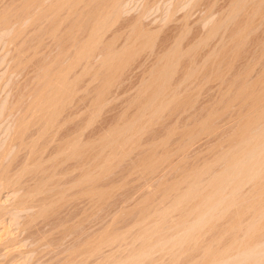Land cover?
<instances>
[{
    "label": "rangeland",
    "instance_id": "obj_1",
    "mask_svg": "<svg viewBox=\"0 0 264 264\" xmlns=\"http://www.w3.org/2000/svg\"><path fill=\"white\" fill-rule=\"evenodd\" d=\"M52 1L57 0H48L46 4ZM105 1L82 0L81 4L77 1L80 9L75 4L70 12L75 13L74 8H77L75 15L80 14V18L70 13L71 19L61 24L57 19H61V14L68 12L69 7L64 9L65 12L59 11L56 22H52L58 27L51 23L46 25L49 29L60 26L51 39L45 34L46 26L40 35L35 31L41 30L33 23L34 9L24 7L25 0H0V11L7 9L9 15L16 11L12 14L17 16L12 20L19 16L26 21L20 19L25 25V36L21 34L13 45L6 41L15 32V24L6 30L0 29V205L3 204L0 211V264H69L71 260L74 261L71 264H227L238 259L242 252L264 243V0H122L116 12L121 16H113L114 22L105 25L103 31L106 32L102 31L100 38H103L93 53L96 57L85 58L78 65L80 68L75 69V72L80 69V73L82 67H87L77 81L75 96L67 101L66 112L63 110L58 120L62 122L69 117L68 122L56 135L48 134L40 139L37 126H32L26 130L27 135L17 137V125L27 116L23 113L32 101L31 93L37 90L41 81L38 79H42L40 68L46 64V59L42 58L45 49L48 50L46 56L50 52L47 61L53 55L57 59L66 54L62 46H66V50L71 47L67 46L72 43L71 38H67L71 35L65 34L70 23L76 21L74 16L79 18L78 23L84 20L81 25L85 28L77 26L81 31L85 30L83 35L79 34L78 27L71 23L76 27L75 31L69 30L72 40L76 33L82 35L83 40L87 39L89 33L86 32L91 30L94 15L102 12L100 8ZM21 8L27 9L28 12L24 10L28 14ZM138 29H141L140 34L143 31L151 33L147 38L142 36V40L136 36ZM62 32L65 33L63 36ZM38 35L45 37L41 42H45V46H39L45 49L42 48L40 54L37 48L39 55L31 59L35 53L31 45L37 43ZM66 38L71 43H65ZM21 43L29 45L26 50L30 53L25 51L26 46L23 47L22 54L28 59H20H24L26 65L12 71L10 67L18 56V52H13ZM105 53H112L114 59L107 62ZM67 56L63 61L70 57ZM164 62L168 68L166 77L160 71ZM75 72L70 75L72 78L76 77ZM28 84L32 87L29 85L28 88ZM151 97L154 99L152 104ZM71 135L85 145L81 143L84 146L82 153L86 155L79 157L80 161L74 155L68 157L59 151L62 144L67 145L66 139H72ZM89 155L96 156L97 178L95 182L78 184L80 174L92 166ZM33 160H38L35 161L37 164ZM82 160L86 166L90 161L87 169ZM45 171L46 174L42 173ZM221 177H224L223 181ZM3 178L10 180L9 185ZM42 182L46 183L40 187ZM37 185L40 188L46 185L44 192L41 190L43 193L37 191ZM91 186L93 193L97 190L96 196L86 193ZM30 190L39 194H31ZM61 193L64 198L59 200ZM45 199L48 203L52 201L50 208L37 217L41 203H47ZM205 211L207 213H203ZM81 250L85 253L81 254Z\"/></svg>",
    "mask_w": 264,
    "mask_h": 264
},
{
    "label": "bare ground",
    "instance_id": "obj_2",
    "mask_svg": "<svg viewBox=\"0 0 264 264\" xmlns=\"http://www.w3.org/2000/svg\"><path fill=\"white\" fill-rule=\"evenodd\" d=\"M47 1L48 0H25V2H24V7L25 8H27L26 6H31L34 10H32L33 11V16L34 17H36V18H34V24H35V26L37 25L38 27H37V29L39 28L40 30L42 29V28H44L47 24H49V23H51L52 24V22H56L55 20H56V18L55 17H57L58 15H59V11H64V9H67L68 7H69V11L68 12H63L64 14H65V16H64V14H61V19H60V17H59V19H57L58 21H59V23L61 24V22H63V23H65L64 21H67V20H70L71 19V16H70V13L71 14H77L76 13V9L74 8V10H75V13H72V12H70L71 11V9L73 8V6L75 7V4H77V1H78V4H81V3H79V2H81V1H79V0H57V1H55V2H50V4H46L47 3ZM122 0H106L105 1V3H104V5L100 8V10H102V12L101 13H99V15H94L95 16V18L93 19V23H91L90 21H88L89 23H91L92 24V27L90 26V28H91V30H89V32H86V33H89V34H87L88 35V37H87V39L85 38L84 40L82 39V35H83V32H84V30H80V28L79 27H81V29H83V28H85V25L83 24V27H82V22L84 21H82V19L80 20V21H82V22H80V23H78V21H77V19L79 20V18H80V16H78V15H80V14H78V15H75V16H78V17H76L75 18V16L73 17L76 21H74V22H71L72 20H73V18H72V20L71 21H69V22H71V23H74V25L75 26H77L78 28L77 29H79V30H77V33H78V31H79V34L80 33H82V37L81 36H78V34L76 33V36L73 38V40H72V34L70 33V31L71 30H74V28H76L74 25H71V23H70V26L68 27V31H66V34L65 33H63V34H61V36H63L64 34L66 35V36H68V35H71V36H68L67 38H71L70 39V41L72 42H70L69 41V39H67L68 41H66L65 42V40H63V41H61V42H65V43H68V42H70L71 44H67V46L69 47V46H71L70 48H68L67 50H66V48L64 47V46H62V44H60L61 46H62V49H65L64 51H66L65 53L68 55L71 51H73V52H71L70 54L72 55V56H70V54H69V56H67L66 54H63V51L61 52L62 54H63V58L61 57V56H59V57H61V58H57L56 59V56L54 57V55H53V58L48 62L47 61V59H49V55H50V52H49V55H47L46 56V52L48 51V50H46L44 47H39L40 45L42 46L44 43H42L41 44V42L42 41H44L43 40V38H45L44 36L42 37V35H41V37L39 36L40 34H42V33H44V29L46 28L47 29V31L45 32V34H47L51 39H52V36H53V38H54V34L56 35V31L60 28V26H59V28H54V27H56L58 24H55L54 25V23L52 24V25H50V27H53V28H47V27H49V25L48 26H46L43 30H41L40 32L38 31V30H35L36 32H38L39 33V37L37 38V40L38 41H36V39L33 41V42H37L36 44H33V45H31V48L32 49H34L33 50V52H35L34 54H32L30 57H31V59H32V57H34V56H36L39 52H40V50L42 49V48H44L45 49V51H44V53H45V55L43 56L42 55V58L44 57L45 59H46V64H44V65H42L41 66V71L43 72V74H42V76L40 75V78H42V79H38V80H41L40 81V83H39V85H40V87H39V85H38V87H37V90H35V91H33L32 92V90H31V92L33 93H31V95H33L32 96V98H31V96H30V98H31V102L30 103H28L26 106V110L24 111V115H26L27 114V116H28V118H27V116L26 117H24L22 120H20L19 118V124L17 125L18 126V132H15V133H17V137H21L22 138V135L24 134V133H26V130H28L29 128H31L32 126H37V128H38V130H37V134H38V138H40L41 139V137H44V136H46V135H48L49 134V136L50 135H56L57 134V132H58V130H60L61 129V127L66 123V121L68 122V118L69 117H67L66 119L64 118V120L62 121V122H59L58 120H59V117H60V115L63 113L62 111L64 110V106L66 105V103H67V101H69L70 99H71V97L74 95V92L76 93V87L78 86V84L79 83H77V81H78V79H79V77L80 76H83L82 75V73H85V72H83L84 71V69H86L85 67H82L81 69H83L82 71H80V73H81V75H79V76H77L78 74H80L78 71L80 70H78V71H76V72H78V74L75 72V69L77 68V67H79L80 68V66H78L79 64H81L82 62H83V60H85V58L86 59H88V57H90V56H95L93 53L95 52V50L99 47L98 46V43H99V41H100V39L102 40V38L103 37H101L100 38V36H102L101 35V33H102V31L105 29V25L107 24V22H110V21H112V22H114V19L112 20L111 18L113 17V18H115V17H117V16H119V15H116L117 13H118V8H120L121 6V2ZM242 1V0H241ZM26 3V4H25ZM242 3V2H241ZM20 4H21V2H20ZM19 4V5H20ZM78 4L76 5V7H78L79 9H80V7L78 6ZM96 4V3H95ZM243 4V3H242ZM245 4V3H244ZM12 5V4H11ZM87 5V4H86ZM89 5V4H88ZM236 5V4H235ZM99 6H100V4H99ZM20 7V6H19ZM124 7V6H123ZM5 8V7H4ZM13 8V7H12ZM25 8H21L22 10L21 11H23ZM83 8V7H82ZM81 8V9H82ZM233 8H237V7H233ZM18 9V8H17ZM99 9V8H98ZM1 10V9H0ZM10 11H11V9H9ZM13 10H16V9H13ZM19 10V9H18ZM26 11H27V9H25ZM24 10V11H25ZM29 10V9H28ZM73 10V9H72ZM89 10H90V8H89ZM25 11V12H26ZM78 11V10H77ZM81 11V10H80ZM91 11H92V9H91ZM235 11V10H234ZM0 12H3L2 13V15H1V17H0V29L1 28H5V30L6 29H8L10 26L12 27L14 24V28H16L15 29V32L12 34V36H11V34H10V39H8L6 42H8V45H10V44H15V41L21 36V34L22 35H24L25 36V34H23V30H24V28H25V25H24V21H25V18H24V20L23 19H21V18H23V17H20V19L21 20H23V22L19 19V16H18V18L15 20H12L13 18H14V16H13V14L12 13H15V12H12L10 15H9V11L7 12V9H6V11H0ZM25 12H23V13H25ZM28 12V11H27ZM26 12V14H28ZM30 12V11H29ZM74 12V11H73ZM117 12V13H116ZM50 13V14H49ZM78 13H79V11H78ZM88 13V12H87ZM93 13V12H92ZM16 14V13H15ZM18 14H19V11H18ZM21 14V13H20ZM19 14V15H20ZM30 14V13H29ZM231 14H233V13H231ZM36 15V16H35ZM63 15V16H62ZM87 15V14H86ZM91 15V14H90ZM116 15V16H115ZM143 15V14H142ZM11 16H13V17H11ZM17 16V15H16ZM15 16V17H16ZM22 16H23V14H22ZM54 16V17H53ZM92 16V15H91ZM121 16V15H120ZM188 16V15H187ZM236 16V15H235ZM29 17V16H28ZM53 17V18H52ZM142 17V16H141ZM185 17V16H184ZM230 17V16H229ZM233 17V16H232ZM69 18V19H68ZM84 18H86V17H83V19ZM91 18V17H90ZM118 18V17H117ZM116 18V19H117ZM67 19V20H66ZM111 19V20H110ZM88 20V19H87ZM11 22H13V23H11ZM26 22V21H25ZM69 22H66V23H69ZM75 22H77V24L75 23ZM141 22V21H140ZM23 23V24H22ZM32 23V22H31ZM111 23V22H110ZM138 23V22H137ZM222 23V22H221ZM223 23H225V22H223ZM13 24V25H12ZM17 24L19 25V26H17ZM26 24V23H25ZM80 24V25H79ZM136 24V23H135ZM134 24V25H135ZM249 24V23H248ZM86 25H87V23H86ZM111 25V24H110ZM145 25V24H144ZM224 25V24H223ZM243 25V24H242ZM16 26V27H15ZM33 26V25H32ZM34 26V27H35ZM61 26H63V25H61ZM88 26V25H87ZM139 26V25H138ZM141 26V25H140ZM139 26V27H140ZM217 26V25H216ZM58 27V26H57ZM108 27H109V25H108ZM220 27H221V25H220ZM246 27H248V26H246ZM86 28H88V27H86ZM138 28V27H137ZM142 28V27H141ZM218 28V27H217ZM245 28V27H244ZM36 29V28H35ZM64 29V28H63ZM66 29V28H65ZM64 29V30H65ZM71 29V30H70ZM135 29V28H134ZM241 29V28H240ZM4 30V31H5ZM26 30V29H25ZM67 30V29H66ZM70 30V31H69ZM108 30V29H107ZM141 30V29H140ZM139 29H138V31H139V34H136V36H139L141 39H142V36L143 37H148L149 35H148V33L150 32V31H146V33H145V31H143V33H141L140 34V31ZM243 30V29H242ZM245 30V29H244ZM2 31V30H1ZM27 31V30H26ZM26 31H24V32H26ZM63 31V30H62ZM75 31V30H74ZM74 31H73V33H74ZM217 31V30H216ZM29 33L31 32V31H28ZM58 32V31H57ZM65 32V31H64ZM72 32V31H71ZM104 33L106 32V31H103ZM157 32V31H156ZM155 32V33H156ZM236 32V31H235ZM242 32V31H241ZM11 33V32H10ZM37 33V34H38ZM60 33H61V31H60ZM69 33V34H68ZM138 33V32H137ZM151 33V32H150ZM155 33H152V34H155ZM7 34V33H6ZM103 34V33H102ZM241 34V33H240ZM73 35H75V33L73 34ZM86 34H85V36H87ZM134 35H135V33H134ZM148 35V36H147ZM157 35V34H156ZM1 36V35H0ZM31 36V35H30ZM46 36V35H45ZM60 36V37H61ZM155 36V35H154ZM246 36V35H245ZM29 37V36H28ZM35 37V36H34ZM47 37V36H46ZM48 37V38H49ZM56 37V36H55ZM78 37H81V39L80 38H78ZM118 37V36H117ZM132 37V36H131ZM152 37V36H151ZM25 38V37H24ZM58 38V37H57ZM56 38V39H57ZM64 39H65V37H63ZM78 38V39H77ZM84 38V37H83ZM134 38V37H133ZM136 38V37H135ZM139 38V39H140ZM150 38V37H149ZM148 38V39H149ZM239 38V37H238ZM33 39V38H32ZM50 39V40H51ZM62 39V38H61ZM138 39V40H139ZM154 39V38H153ZM152 39V40H153ZM19 40V39H18ZM46 40V39H45ZM49 40V39H48ZM58 40V39H57ZM60 40V39H59ZM112 40V39H111ZM126 40V39H125ZM136 40V39H135ZM143 40V39H142ZM142 40H141V42H142ZM146 40V39H145ZM144 40V41H145ZM156 40V39H155ZM25 40H23V42H24ZM31 41V40H30ZM47 41V40H46ZM52 41H54V40H52ZM114 41H116V40H113V42ZM128 41V40H127ZM137 41V40H136ZM150 41V40H149ZM20 42H22V40L20 41ZM49 42V41H48ZM47 42V43H48ZM56 42V41H55ZM57 42H60V41H57ZM102 42V41H101ZM107 42V41H106ZM145 42H147V41H145ZM175 42V41H174ZM51 43V42H50ZM54 43V42H53ZM103 43V42H102ZM109 43V42H108ZM107 43V44H108ZM130 43H131V41H130ZM151 43V42H150ZM150 43H147V44H150ZM238 43V42H237ZM55 44V43H54ZM57 44V43H56ZM111 44V43H110ZM136 43H134V45H135ZM144 43H142V45H143ZM152 45L154 44V42H152L151 43ZM175 44V43H174ZM180 44V43H179ZM3 45V44H2ZM6 45V44H5ZM17 45V44H16ZM58 45L59 44H57V45H55V46H57L58 47ZM106 45V44H105ZM109 45V44H108ZM107 45V46H108ZM130 45H132V43L130 44ZM146 45V44H145ZM144 45V46H145ZM195 45V44H194ZM235 45V44H234ZM26 45H24L23 46V44L21 43V45H18V47L16 48L15 47V49H14V52L13 53H15V51H16V53L18 52V56L16 55L15 57L16 58H14L15 60H16V63H14V65H12L10 68H11V70L14 68L15 70L16 69H18V68H15V67H19L20 65H22L23 64V60H21L20 58H24V57H27V56H24L23 54V52H24V48L23 47H25ZM29 46V45H28ZM28 46H26L25 47V51L27 52V50H26V48L28 47ZM43 46H45V44L43 45ZM46 46L48 47V48H51V47H49L50 46V44L48 45V44H46ZM115 46V45H114ZM129 46V45H128ZM138 46H139V44H138ZM171 46V45H170ZM181 46V45H180ZM179 46V47H180ZM52 47H53V45H52ZM64 47V48H63ZM102 47V46H101ZM127 47V46H126ZM131 46H129V48H130ZM140 47V46H139ZM198 47V46H197ZM238 47V46H237ZM30 48V47H29ZM37 48H38V51H37ZM40 48V49H39ZM73 48V49H72ZM104 48V47H103ZM109 48H110V46H109ZM168 48V47H167ZM172 48V47H171ZM181 48V47H180ZM59 49H60V47H59ZM106 49V48H105ZM111 49V48H110ZM113 49V48H112ZM123 49H125V47L123 48ZM132 49V48H131ZM130 49V50H131ZM138 49V48H137ZM175 49H177V48H175ZM179 49V48H178ZM196 49V48H195ZM31 50V49H30ZM50 50V49H49ZM71 50V51H70ZM101 50V49H100ZM108 50V49H107ZM106 50V51H107ZM121 50H122V48H121ZM126 50H129V49H126ZM134 50V49H133ZM140 50V49H139ZM42 51V50H41ZM57 51V50H56ZM59 51V50H58ZM70 51V52H69ZM115 51H117L118 52V50H115ZM114 51V52H115ZM174 52H176L175 50H173ZM29 52V51H28ZM27 52V53H28ZM32 52V51H31ZM32 52V53H33ZM51 52H52V50H51ZM97 52V51H96ZM101 52V51H100ZM107 52H109V50L107 51ZM113 52V51H112ZM131 52V51H130ZM136 52H137V50H136ZM135 52V53H136ZM139 52V51H138ZM142 52V51H141ZM169 52V51H168ZM178 52V51H177ZM181 52V51H180ZM7 53V52H6ZM23 53V54H22ZM30 53V52H29ZM48 53V52H47ZM57 54H61V53H59V52H56ZM120 53H121V51H120ZM125 53H126V51H125ZM129 53V52H128ZM127 53V54H128ZM215 53V52H214ZM26 54V53H25ZM40 54H41V52H40ZM43 54V53H42ZM55 54V53H54ZM61 54V55H62ZM106 55H104L105 56V58H106V61L108 62L109 60H110V62H111V60L112 59H114L113 57H112V53L110 54V53H105ZM122 54V53H121ZM133 54V53H132ZM166 54V53H165ZM172 54V53H171ZM170 54V55H171ZM39 55V54H38ZM52 55V54H51ZM56 55V54H55ZM97 55V54H96ZM117 55V54H116ZM115 55V56H116ZM120 55V54H119ZM134 55V54H133ZM172 55H175V53L174 54H172ZM178 55H179V53H178ZM191 55V54H190ZM46 56V57H45ZM64 56H67V57H69V58H67L66 59V57H65V60L63 61V59H64ZM92 56V57H93ZM104 56H102V57H104ZM176 56V55H175ZM91 57V58H92ZM96 57V56H95ZM99 57V56H98ZM118 57V56H117ZM128 57V56H127ZM126 57V58H127ZM159 57H161V56H159ZM168 57H169V55H168ZM180 57V56H179ZM18 58V59H17ZM119 58V57H118ZM121 58V57H120ZM13 59V60H14ZM26 59V58H25ZM27 59H28V57H27ZM30 59V58H29ZM39 59V58H38ZM59 59H61L62 60V62L59 60ZM93 59V58H92ZM91 59V60H92ZM160 59V58H159ZM172 59V58H171ZM177 59V58H176ZM180 59V58H179ZM179 59H177V60H179ZM6 60V59H5ZM15 60H14V62H15ZM35 60V59H34ZM43 60V59H42ZM90 60V59H89ZM95 60V59H94ZM96 60H97V58H96ZM102 60H104V59H102ZM118 60V59H117ZM175 60V59H174ZM4 61V60H3ZM28 61V60H27ZM26 61V63L28 64V62L30 61H28L27 62ZM161 61V60H160ZM8 62V61H7ZM32 62V61H31ZM45 62V61H44ZM84 62H86V61H84ZM129 62V61H128ZM173 62V61H172ZM171 62V63H172ZM175 62V61H174ZM177 62V61H176ZM175 62V63H176ZM191 62V61H190ZM25 63V62H24ZM30 63V62H29ZM35 63V62H34ZM93 63V62H92ZM105 63V62H104ZM162 63V62H161ZM13 64V63H12ZM90 64V63H89ZM88 64V65H89ZM94 64V63H93ZM109 64H111V63H109ZM108 64V65H109ZM115 65H116V63H114ZM119 64V63H118ZM117 64V65H118ZM164 65L166 64L165 62L163 63ZM24 66L26 65V64H23ZM86 65V64H85ZM92 65V64H91ZM112 65V64H111ZM82 66V65H81ZM99 66V65H98ZM107 66V65H106ZM160 66H162L163 68H161L162 70H160L161 71V73H164L163 75L165 76V71L167 70L168 71V68H167V65H165V66H163V65H160ZM173 66V65H172ZM29 67V66H28ZM91 67V66H90ZM90 67H88V68H90ZM96 67V66H95ZM109 67H111L110 65H109ZM113 67V66H112ZM116 67H118V66H116ZM115 67V68H116ZM120 67V66H119ZM175 67V66H174ZM19 68H21V66L19 67ZM99 68V67H98ZM123 68V67H122ZM190 68H192V67H190ZM94 69V68H93ZM97 69V68H96ZM112 69V68H111ZM110 69V70H111ZM189 69V68H188ZM77 70V69H76ZM116 70H117V68H116ZM120 70V69H119ZM157 70V69H156ZM171 70H173V68L171 69ZM13 71V70H12ZM17 71V70H16ZM90 72H91V68H90V70H89ZM99 71V69L96 71V73ZM193 71V70H192ZM10 72V71H9ZM72 72H75V75H76V77L75 78H72L73 76H70L71 74H73ZM88 72V69H87V71H86V73ZM112 72V71H111ZM158 72V71H157ZM186 72H187V70H186ZM188 72H189V70H188ZM191 72V71H190ZM189 72V73H190ZM101 73V72H100ZM114 73V72H113ZM155 73V72H154ZM193 73V72H192ZM88 74V73H87ZM93 74H95V73H93ZM158 74H159V72H158ZM168 74H169V72H168ZM92 75V74H91ZM167 75V74H166ZM170 75H171V73H170ZM155 76H156V74H155ZM159 76H161V75H159ZM163 77V76H162ZM166 77V76H165ZM171 77V76H170ZM187 77V76H186ZM190 77V76H189ZM36 78V77H35ZM34 78V79H35ZM158 77H156V79H157ZM168 78V77H167ZM170 79V78H169ZM187 79H188V77H187ZM155 80V79H154ZM159 80H161V79H159ZM167 80V79H166ZM165 80V81H166ZM35 81V80H34ZM164 81V80H163ZM172 81V80H171ZM12 82V81H11ZM145 82V81H144ZM151 82H152V79H151ZM155 82H156V80H155ZM168 82V81H167ZM166 82V83H167ZM170 82V81H169ZM30 83V82H29ZM81 83V82H80ZM153 83V82H152ZM158 83H159V81H158ZM160 83H162V82H160ZM174 83V82H173ZM33 84V83H32ZM155 84V83H154ZM170 84V83H169ZM242 84V83H241ZM30 84H28V86H29ZM147 85V84H146ZM31 87H32V85H30ZM30 86L28 87V88H30ZM34 86V85H33ZM151 86V85H150ZM164 86V85H163ZM169 86V85H168ZM171 86H173V85H171ZM160 87H162V86H160ZM153 88V87H152ZM176 88V87H175ZM145 89V88H144ZM168 89V88H167ZM154 90H155V88H154ZM175 90V89H174ZM243 90V89H242ZM79 91V90H78ZM156 91V90H155ZM165 91V90H164ZM162 92V91H161ZM80 93V92H79ZM157 93V92H156ZM155 93V94H156ZM177 93V92H176ZM264 93V92H263ZM22 94V93H21ZM26 94V93H25ZM29 94H30V92H29ZM78 94V93H77ZM152 94V93H151ZM150 94V95H151ZM165 94V93H164ZM149 95V94H148ZM245 95V94H244ZM257 95V94H256ZM75 96V95H74ZM78 96V95H77ZM159 96V95H158ZM165 96H167V95H165ZM171 96H173V95H171ZM175 97V96H174ZM244 97V96H243ZM28 98H29V96H28ZM242 98V97H241ZM264 98V97H263ZM75 99V98H74ZM79 99V98H78ZM148 99V98H147ZM159 99V98H158ZM160 99H161V95H160ZM255 99V98H254ZM253 99V100H254ZM257 100H255V101H258V99L259 98H256ZM30 100V99H29ZM148 100H150V99H148ZM152 100H154V99H152V97H151V104H152ZM163 100H164V98H163ZM169 100V99H168ZM158 101V100H157ZM160 101V100H159ZM165 101V100H164ZM163 101V102H164ZM167 101V100H166ZM170 101H171V99H170ZM255 101H253V103L255 102ZM6 102V101H5ZM156 102V101H155ZM174 102H175V100H174ZM262 102V101H261ZM69 103V102H68ZM70 103H73L72 101L70 102ZM150 103V102H149ZM171 103V102H170ZM258 103V102H257ZM4 104V103H3ZM147 104V103H146ZM161 104V103H160ZM161 105H163V104H161ZM254 105V104H253ZM260 105H262V104H260ZM70 106V105H69ZM78 106V105H77ZM147 106V105H146ZM253 107V106H252ZM255 107V106H254ZM79 108V107H78ZM258 108V107H257ZM77 109V108H76ZM255 109V108H254ZM254 109H252V110H254ZM255 110H257V109H255ZM258 110H260V109H258ZM262 110H263V108H262ZM65 111V110H64ZM70 111V110H69ZM264 111V110H263ZM66 112V111H65ZM255 112V114L257 113L256 111H254ZM258 112H260V111H258ZM73 113V112H72ZM22 114V115H23ZM69 114V113H68ZM77 114H80V113H77ZM262 114V113H261ZM260 114V115H261ZM264 114V113H263ZM3 115V114H2ZM11 115V114H10ZM64 115V114H63ZM257 115H258V113H257ZM260 115H259V117H260ZM66 116V115H65ZM69 116V115H68ZM251 116V115H250ZM262 116H264V115H262ZM62 117V116H61ZM253 117V116H252ZM71 118V117H70ZM255 118V117H254ZM253 118V119H254ZM257 118V117H256ZM258 119V118H257ZM260 119V118H259ZM73 120V119H72ZM75 120V119H74ZM250 120V119H249ZM18 121V120H17ZM69 121H71V120H69ZM250 121H252L253 122V120H250ZM263 121H264V119H263ZM204 122V121H203ZM255 122V121H254ZM80 123V122H79ZM207 123V122H206ZM251 123V122H250ZM249 123V125H251ZM73 124V123H72ZM248 124V123H247ZM246 124V125H247ZM16 125V124H15ZM248 125V126H249ZM79 126V125H78ZM204 127V126H203ZM76 128V127H75ZM79 129V128H78ZM77 129V130H78ZM82 129H84V128H82ZM124 129V128H123ZM62 130H63V128H62ZM61 130V132H63ZM29 131V130H28ZM52 131V132H51ZM81 131V130H80ZM51 132V133H50ZM76 134L78 133V132H76V131H74ZM73 132V133H74ZM12 133V132H11ZM19 133V134H18ZM32 133V132H31ZM59 133V132H58ZM12 134H14V133H12ZM71 134V133H70ZM75 134V135H76ZM246 134V133H245ZM244 134V135H245ZM263 134V133H262ZM26 135H27V133H26ZM33 135V134H32ZM35 135V134H34ZM65 135V134H64ZM247 135V134H246ZM16 136V135H15ZM77 136V135H76ZM72 137V135H71V140H70V138H68L69 137V134H68V140L69 141H67V139H66V141H65V143L67 144L66 146H65V144H62V146H63V148L62 147H60V145H59V147L61 148H59L60 150V153H62L63 155L64 154H66L68 157H70V156H72V155H74L76 158H79V157H83V156H85V155H83V153H82V151L84 150L83 148H84V144L82 143V141L80 142L79 140V138L78 137ZM262 136V135H261ZM16 137V139L18 140V138ZM29 137V136H28ZM241 137H242V135H241ZM251 137V136H250ZM249 137V138H250ZM255 137V136H254ZM27 138V137H26ZM36 138V137H35ZM53 138V137H52ZM28 139V138H27ZM48 139H49V137H48ZM54 139V138H53ZM258 139V138H257ZM12 140V139H11ZM242 140V139H241ZM251 140V139H250ZM249 140V141H250ZM21 141H23V139L21 140ZM49 141H51V140H49ZM53 141V140H52ZM63 141V140H62ZM95 141V140H94ZM244 141V140H243ZM257 141V140H256ZM31 142V141H30ZM54 142V141H53ZM84 142V141H83ZM13 143V142H12ZM16 143V142H15ZM21 143V142H20ZM25 143V142H24ZM34 143V142H33ZM40 143V142H39ZM84 145H82V144ZM244 143V142H243ZM248 143V142H247ZM252 143H254V142H252ZM257 143V142H256ZM26 144V143H25ZM28 144H30V143H28ZM59 144V143H58ZM61 144V143H60ZM262 144V143H261ZM260 144V145H261ZM33 145V144H32ZM44 145V144H43ZM48 145V144H47ZM47 145H46V147H47ZM88 145V144H87ZM89 145H92L91 143L89 144ZM97 145V144H96ZM252 145V144H251ZM254 145V144H253ZM26 146V145H25ZM34 146V145H33ZM33 146H31L32 148H33ZM94 146V145H93ZM27 147V146H26ZM248 147V146H247ZM85 148H87V147H85ZM91 148H92V146H91ZM91 148H89V149H91ZM95 148V147H94ZM18 149V148H17ZM31 149V148H30ZM250 149V148H249ZM258 149V148H257ZM45 150V149H44ZM43 150V151H44ZM88 150V149H87ZM243 150V149H242ZM252 150H254L253 148H252ZM8 151V150H7ZM21 151V150H20ZM90 151H93V150H90ZM6 152V151H5ZM84 152V151H83ZM94 152V151H93ZM2 153H4V152H2ZM59 153V152H58ZM57 153V154H58ZM60 153H59V155H60ZM92 153V152H91ZM90 153V154H91ZM261 153V152H260ZM34 154V153H33ZM36 154V153H35ZM247 154V153H246ZM53 155V154H52ZM62 155V156H63ZM66 155L64 156V157H66ZM92 155H93V153H92ZM240 155V154H239ZM55 156V155H54ZM58 156V155H57ZM61 156V157H62ZM90 156V155H89ZM88 156V157H89ZM251 156V155H250ZM38 157V156H37ZM41 157V156H40ZM59 157V156H58ZM63 157V158H64ZM67 157V158H68ZM75 157H73V158H75ZM91 157V156H90ZM90 157H89V159H90ZM93 157V156H92ZM91 157V159H92V161H91V163H92V166L90 167V169L88 168V166H89V162H88V166H86V163H84L83 161H85V160H82V162L85 164V166H86V169L88 168V171L87 170H85V172H82L83 174H80V178L78 177V184L79 183H82V184H85L84 182H87V183H89V182H92L94 179H95V177L97 178V175H96V169H97V165H95V162H96V160H95V157H93L92 158ZM248 157V156H247ZM3 158V157H2ZM84 158V157H83ZM86 158V157H85ZM255 158V157H254ZM36 159V158H35ZM71 159V158H70ZM90 159V160H91ZM257 159V158H256ZM0 160H1V157H0ZM30 160V159H29ZM45 160V159H44ZM44 160H43V162H44ZM64 160V159H63ZM68 160V159H67ZM239 160V159H238ZM244 160V159H243ZM247 160H249L248 158H247ZM34 161V160H33ZM35 161H38V160H35ZM34 161V162H35ZM66 161V160H65ZM79 161H80V158H79ZM87 161V160H86ZM240 161V160H239ZM26 162V161H25ZM33 162V163H34ZM42 162V163H43ZM45 162H46V160H45ZM44 162V163H45ZM234 163H235V161H233ZM0 163H1V161H0ZM33 163H32V161H31V165H33ZM36 164H37V162H35ZM50 163V162H49ZM60 163V162H59ZM63 163V162H62ZM77 163H78V161H77ZM91 163H90V165H91ZM233 163V164H234ZM242 163V162H241ZM249 163V162H248ZM3 164V163H2ZM35 164V165H36ZM58 163H56V165H57ZM61 164V163H60ZM98 164V163H97ZM233 164H231V165H233ZM237 164V163H236ZM21 165H22V163H21ZM25 165V164H24ZM30 165V164H29ZM30 165V166H31ZM34 165V166H35ZM38 165H39V162H38ZM53 165V164H52ZM82 165V164H81ZM243 165V164H242ZM248 165V164H247ZM2 166V165H1ZM0 166V167H1ZM28 166V165H27ZM79 166H80V164H79ZM84 166V167H85ZM235 166V165H234ZM233 166V167H234ZM39 167V166H38ZM41 167V166H40ZM50 167H52V166H50ZM57 167V166H56ZM231 167V166H230ZM236 167V166H235ZM243 167V166H242ZM21 168H23V169H25L24 167H21ZM53 168V167H52ZM59 168V167H58ZM80 168H82V167H80ZM240 168V167H239ZM36 169V168H35ZM41 169V168H40ZM77 169V168H76ZM83 169H85V168H83ZM241 169V168H240ZM5 170V169H4ZM22 170V169H21ZM21 170H20V172H21ZM39 170V169H38ZM62 170V169H61ZM190 170V169H189ZM247 170H248V168H247ZM246 170V171H247ZM3 171V170H2ZM25 171V170H24ZM36 171V170H35ZM55 171V170H54ZM82 171V170H81ZM192 171V170H191ZM227 171V170H226ZM236 170H233V172H235ZM239 171V170H238ZM251 171H252V169H251ZM5 172H6V170H5ZM33 172V171H32ZM74 172V171H73ZM233 172H229V174L230 173H233ZM242 173H243V171H241ZM241 172H240V174H241ZM9 173V172H8ZM7 173V174H8ZM42 173H45L46 174V171L45 172H42ZM41 173V174H42ZM188 173V172H187ZM236 173V172H235ZM249 173V172H248ZM252 173V172H251ZM4 174V173H3ZM16 174V173H15ZM20 174V173H19ZM25 174V173H24ZM28 174V173H27ZM44 174V175H45ZM65 174V173H64ZM237 174H239V173H237ZM236 174V175H237ZM252 174H254V173H252ZM18 175V174H17ZM21 175H22V173H21ZM43 175V174H42ZM57 175V174H56ZM96 175V176H95ZM226 175V174H225ZM228 175V174H227ZM232 175V174H231ZM4 176H5V174H4ZM9 176V175H8ZM58 176V175H57ZM189 176V175H188ZM196 176V175H195ZM194 176V177H195ZM1 177V176H0ZM14 177V176H13ZM18 177V176H17ZM242 177V176H241ZM243 177H244V174H243ZM19 178V177H18ZM18 178L17 179H15V180H18ZM59 178V177H58ZM193 178V177H192ZM191 178V179H192ZM222 178V177H221ZM224 178V177H223ZM223 178L221 179V181H223ZM5 178H3L2 180H4ZM8 179V178H7ZM5 179L4 180V183L6 182V184L7 185H9L8 183H10V180L8 179ZM31 179V178H30ZM227 179H229V178H227ZM226 179V180H227ZM237 179V178H236ZM14 180V181H15ZM50 180V179H49ZM230 180V179H229ZM54 181V180H53ZM191 181V180H190ZM217 181V180H216ZM220 181V182H221ZM17 182V181H16ZM47 182V181H46ZM46 182H42V183H38L39 185H40V187L42 186L41 184H45ZM55 182V181H54ZM60 182V181H59ZM74 182H76V180L74 181ZM94 182H95V180H94ZM218 183H219V181H217ZM226 182V181H225ZM229 182V181H228ZM11 183H12V181H11ZM215 183V182H214ZM214 183H213V185H214ZM50 184V183H49ZM77 183H76V185L77 186H79ZM92 184V183H91ZM198 184V183H197ZM39 185H37L38 187H39ZM51 185V184H50ZM49 185V186H50ZM75 185V184H74ZM86 185H88V184H86ZM94 185V184H93ZM191 185V184H190ZM193 185V184H192ZM196 185V184H195ZM220 185H222V184H220ZM36 186V187H37ZM46 185H44V187H45ZM59 186V185H58ZM65 186V185H64ZM63 186V187H64ZM71 186V185H70ZM90 186V185H89ZM173 186V185H172ZM175 186V185H174ZM188 186V185H187ZM199 186V185H198ZM228 186H229V184H228ZM5 187V186H4ZM7 187V186H6ZM35 188V190H37V191H43L44 189V187L43 188ZM69 187V186H68ZM80 187V186H79ZM190 187V186H189ZM195 187V186H194ZM227 187V186H226ZM73 188V187H72ZM173 188V187H172ZM216 188V187H215ZM217 188H218V186H217ZM47 189V188H46ZM49 189V188H48ZM53 189H54V187H53ZM170 189V188H169ZM174 189V188H173ZM192 189V188H191ZM227 189V188H226ZM35 190L33 191V193L34 194H39V192H37V193H35ZM60 190V189H59ZM68 190V189H67ZM86 190V189H85ZM84 190V191H85ZM212 190V189H211ZM218 190V189H217ZM41 191V192H42ZM46 191V190H45ZM69 191V190H68ZM82 191V190H81ZM83 191V192H84ZM96 192H97V190H95ZM191 191V190H190ZM192 191H194V190H192ZM196 191V190H195ZM213 191V190H212ZM215 191H216V189H215ZM32 192V190H30V193ZM44 192V191H43ZM42 192V193H43ZM65 192V191H64ZM94 192V187L93 186H91L90 188L88 187L87 188V190H86V193L88 194H91V195H94L95 193H93ZM186 192V191H185ZM207 192V191H206ZM211 192V191H210ZM220 192H221V190H220ZM33 193H31V194H33ZM85 193V192H84ZM98 193V192H97ZM184 193V192H183ZM194 193V192H193ZM192 193V194H193ZM196 193V192H195ZM213 193V192H212ZM217 193V192H216ZM29 194V193H28ZM27 194V195H28ZM30 194V195H31ZM80 194V193H79ZM164 194V193H163ZM166 194H168V193H166ZM188 194H190V193H188ZM188 194H186V196H188ZM209 194V193H208ZM56 195V194H55ZM54 195V196H55ZM91 195H89V196H91ZM97 194H95V196H96ZM99 195V194H98ZM165 195V194H164ZM197 195V194H196ZM217 195V194H216ZM29 196V195H28ZM27 196V197H28ZM35 196V195H34ZM48 196H50V195H48ZM88 196V197H89ZM177 196V195H176ZM182 197H180V199H182L183 198V195H181ZM191 196V195H190ZM203 196V195H202ZM215 196V195H214ZM214 196L213 197H210V198H214ZM27 197H26V199L25 200H27ZM30 197V196H29ZM32 197V196H31ZM51 197H52V195H51ZM58 197H59V200H62V198H64V193H61L60 194V196L58 195ZM58 197H57V199H58ZM178 197V198H179ZM184 197H185V195H184ZM192 197V196H191ZM195 197V196H194ZM200 197V196H199ZM205 197V196H204ZM207 197V196H206ZM209 197V196H208ZM221 197V196H220ZM219 197V198H220ZM47 198V197H46ZM50 198V197H49ZM54 198V197H53ZM92 198V197H91ZM177 198V197H176ZM176 198H175V200H176ZM218 197H217V199H219ZM22 199V198H21ZM96 199V198H95ZM205 199V198H204ZM209 199V198H208ZM216 199V198H215ZM216 199V200H217ZM46 200V199H45ZM92 200H94V196H93V199ZM172 200H174V199H172ZM174 200V201H175ZM179 200V199H178ZM177 200V201H178ZM184 200V199H183ZM210 200V199H209ZM208 200V201H209ZM220 200V199H219ZM218 200V201H219ZM21 201V203H22V200H20ZM47 201V200H46ZM50 201V200H49ZM95 201H97V200H95ZM180 201V200H179ZM206 201V200H205ZM208 201H207V203H208ZM210 201H212V200H210ZM27 202V201H26ZM25 202V203H26ZM29 202V201H28ZM52 201H50L49 203H51ZM60 202V201H59ZM203 202V201H202ZM225 202V201H224ZM20 203V204H21ZM48 203V201H47V203L46 202H42L41 203V205L39 206V208H40V210L38 211V214H36V216L38 217V215H43L45 212H46V210H48V208H50L49 206L51 205V204H49ZM56 203V202H55ZM98 203V202H97ZM173 203V202H172ZM204 203V202H203ZM205 204L206 203H204V206H205ZM212 204V203H211ZM220 204V203H219ZM3 205V204H2ZM2 205H0V211L2 210ZM207 205H209V204H207ZM62 206V205H61ZM197 206H199V205H197ZM202 207H203V205H201ZM11 207V206H10ZM22 207V206H21ZM67 207V206H66ZM38 208V207H37ZM65 208V207H64ZM176 208V207H175ZM175 208H173V209H175ZM209 208V207H208ZM206 209H207V207H206ZM212 209V208H211ZM214 209V208H213ZM56 210V209H55ZM166 210V209H165ZM184 210V209H183ZM203 210H204V207H203ZM54 211V210H53ZM167 211V210H166ZM213 211V210H212ZM163 212V211H162ZM170 212V211H169ZM199 212V211H198ZM211 211H209V213H210ZM214 212H216V211H214ZM161 213V212H160ZM203 213H207V211H205V212H203ZM209 213H208V216H209ZM167 214V213H166ZM200 215V214H199ZM204 215V214H203ZM0 216H1V214H0ZM193 216V215H192ZM204 216H206V214L204 215ZM162 217V216H161ZM207 217V216H206ZM1 218V217H0ZM212 218V217H211ZM194 219V218H193ZM203 219H205V217L203 218ZM2 220V219H1ZM30 220H32V219H30ZM33 220H36V219H33ZM199 220V219H198ZM28 221V220H27ZM208 221V220H207ZM31 222H33V221H31ZM206 222V221H205ZM62 223V222H61ZM191 223V222H190ZM204 223V222H203ZM177 224V223H176ZM159 225V224H158ZM189 225V224H188ZM193 225V224H192ZM191 225V226H192ZM184 227V226H183ZM194 227V226H193ZM182 228V227H181ZM192 228V227H191ZM185 229V228H184ZM182 231H183V229H181ZM11 231V230H10ZM185 231V230H184ZM181 232V231H180ZM143 233V232H142ZM141 233V234H142ZM184 233V232H183ZM179 234V233H178ZM178 234H176V235H178ZM186 234H187V231H186ZM45 235V234H44ZM108 235V234H107ZM110 235V234H109ZM139 235V234H138ZM185 235V234H184ZM48 236V235H47ZM65 236V235H64ZM45 237V236H44ZM111 238L109 239V240H111L112 239V236H110ZM180 237V236H179ZM47 238V237H46ZM174 238H176V236L174 237ZM42 239V238H41ZM108 239V238H107ZM162 239V238H161ZM164 239V238H163ZM178 239V238H177ZM180 239V238H179ZM53 240V239H52ZM176 240V239H175ZM147 241V240H146ZM161 241V240H160ZM45 242V241H44ZM57 242V241H56ZM108 242V241H107ZM78 243V242H77ZM159 243V242H158ZM164 243V242H163ZM162 243V244H163ZM172 243V242H171ZM98 244V243H97ZM157 244V243H156ZM155 244V245H156ZM86 245V244H85ZM145 246V245H144ZM95 248H96V246H94ZM93 247V249H95ZM98 247V246H97ZM143 247V246H142ZM147 247V246H146ZM151 247V246H150ZM149 247V248H150ZM155 247V246H154ZM144 248V247H143ZM165 248V247H164ZM147 249V248H146ZM146 249H145V251H146ZM28 250V249H27ZM144 250V249H143ZM142 250V251H143ZM78 251V250H77ZM62 252V251H61ZM88 252V251H87ZM140 252V251H139ZM72 253V252H71ZM82 253H85L84 251L82 252V250H81V254ZM149 253V252H148ZM23 254V253H22ZM80 254V253H79ZM87 254V253H86ZM89 254V253H88ZM72 255V254H71ZM70 255V256H71ZM74 255V254H73ZM76 255V254H75ZM84 255V254H83ZM143 255V254H142ZM19 256V255H18ZM78 256V255H77ZM76 256V257H77ZM79 256H81V255H79ZM23 256H21V258H22ZM16 258H17V256H16ZM19 258V257H18ZM13 259V258H12ZM11 259V260H12ZM28 259V258H27ZM63 259V258H62ZM71 259H73V258H70V260ZM76 259V258H75ZM74 259V260H75ZM17 260V259H16ZM16 260H14V261H16ZM24 260V259H23ZM22 260V261H23ZM70 260H68V261H70ZM18 261V260H17ZM21 261V262H22ZM27 261V260H26ZM62 261V260H61ZM77 261V260H76ZM72 262H74V261H70V263L69 264H71ZM114 262V261H113ZM15 263V262H14ZM68 263V262H67ZM66 263V264H67ZM9 264V263H8ZM19 264V263H18ZM110 264V263H109Z\"/></svg>",
    "mask_w": 264,
    "mask_h": 264
},
{
    "label": "water",
    "instance_id": "obj_3",
    "mask_svg": "<svg viewBox=\"0 0 264 264\" xmlns=\"http://www.w3.org/2000/svg\"><path fill=\"white\" fill-rule=\"evenodd\" d=\"M242 253L238 259L231 260L227 264H264V243Z\"/></svg>",
    "mask_w": 264,
    "mask_h": 264
}]
</instances>
